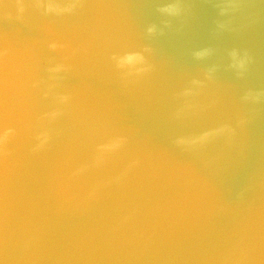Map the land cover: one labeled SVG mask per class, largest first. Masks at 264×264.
<instances>
[{
  "label": "water",
  "instance_id": "95a60500",
  "mask_svg": "<svg viewBox=\"0 0 264 264\" xmlns=\"http://www.w3.org/2000/svg\"><path fill=\"white\" fill-rule=\"evenodd\" d=\"M158 3L88 0L74 15L29 8L22 21L6 23L10 81L19 64L46 76L50 41L68 46L58 59L82 51L67 61L58 89L72 96L51 125L59 134L40 153L30 150L36 117L52 100L32 92L19 107L10 84L2 123L17 135L0 167V264H220L242 254L244 264H264V103L242 100L264 89V0H244L223 17L215 2L185 0L172 27L148 38L147 26L165 19ZM7 11L16 15L11 3ZM145 45L153 70L124 83L111 55ZM203 48L213 54L194 59ZM232 49L251 56L242 77L228 67ZM193 79L204 86L182 96ZM118 137L127 139L122 148L72 178L92 164L98 145Z\"/></svg>",
  "mask_w": 264,
  "mask_h": 264
},
{
  "label": "clouds",
  "instance_id": "9594fccd",
  "mask_svg": "<svg viewBox=\"0 0 264 264\" xmlns=\"http://www.w3.org/2000/svg\"><path fill=\"white\" fill-rule=\"evenodd\" d=\"M88 0H0V167L3 166L6 156L10 153L6 151L8 144L17 135V129L14 127H5L2 123L3 107L5 99L9 93L10 84L14 89V96L17 106L24 107L31 99L32 92L39 95L42 100L51 98L53 106L49 111H45L36 117L35 134L31 152L33 154L40 153L46 150L52 142L53 135L59 134L51 127L57 120L64 116L67 106L71 103L72 96L70 93H61L58 89L65 79V74L71 69V65L67 63L71 56H75L82 51L81 48H74L68 55L57 58L55 54L62 52L68 48L64 43L58 41H50L47 48L50 54L47 65L44 68L46 76L40 77L31 73L37 68H33L29 64H19L12 69V73L16 76L15 81L9 80V49L5 47L3 42L4 28L7 22L18 23L23 20L25 13L29 8L35 9L43 16L63 17L74 15L79 9L83 8ZM215 2V6L219 9L220 16H227L230 12L238 10L244 0H208ZM14 5L16 15L13 17L7 11L9 4ZM185 11V0H159L157 12L165 19L161 21L160 26L153 23L147 26L145 34L148 38L155 35H163L165 29L172 27V20L180 18ZM229 21H218V30H229ZM153 53L151 46L145 45L140 50L125 51L122 53H113L110 57L111 62L120 75L124 83L131 82L134 79L141 78L153 70V65L149 62L148 57ZM213 54V49L203 48L193 52V57L196 60H203ZM228 56L230 64L228 67L232 69L237 77H242L247 71L248 65L251 63V56L247 50L232 49ZM217 71V66L213 65L204 73L205 80L211 81L213 74ZM191 87L186 88L181 95L185 97L194 96L197 94V89L204 86V81L193 79ZM244 102L264 103V89L258 91L249 90L242 97ZM183 110H181L182 112ZM177 112V117L181 115ZM246 123L242 119L238 121L239 125ZM229 136L234 134V129L225 125L223 129ZM127 142L126 137L114 138L106 143L97 146L96 154L92 164H84L77 168L72 173V178H77L88 171L90 167H100L111 153L118 151ZM177 146L185 144L183 138L175 141ZM137 162H133L132 167ZM123 175V174H122ZM122 177H117L116 182H119ZM103 185L97 184L89 193L90 198H94L97 192ZM32 241H25L24 247H30ZM220 264H244L243 254L239 259H233L231 255L225 256Z\"/></svg>",
  "mask_w": 264,
  "mask_h": 264
}]
</instances>
